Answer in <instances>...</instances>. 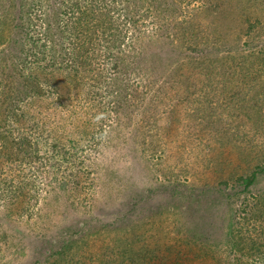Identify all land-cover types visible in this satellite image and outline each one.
Here are the masks:
<instances>
[{
    "label": "trees",
    "instance_id": "trees-1",
    "mask_svg": "<svg viewBox=\"0 0 264 264\" xmlns=\"http://www.w3.org/2000/svg\"><path fill=\"white\" fill-rule=\"evenodd\" d=\"M193 1L203 5L168 22L171 48L185 53L175 60L171 85L188 115L199 124L214 119L221 145H230L212 174L231 204L264 180V46L241 54L234 44L264 31V0ZM138 9L132 0H0V202L9 213H31L41 175L52 181L47 192L74 198L91 191V157L118 108L115 95L127 90L118 79L128 83L121 75L142 19ZM178 193L172 185L171 196ZM253 198L239 200V215L226 227L228 259L211 244L204 249L194 229L165 242L131 226L135 236L117 239V258L103 253L98 264H254L264 255V188ZM77 228L66 225L54 242L34 247L45 258L39 264H87L86 234ZM5 236L0 224V242Z\"/></svg>",
    "mask_w": 264,
    "mask_h": 264
},
{
    "label": "rangeland",
    "instance_id": "rangeland-1",
    "mask_svg": "<svg viewBox=\"0 0 264 264\" xmlns=\"http://www.w3.org/2000/svg\"><path fill=\"white\" fill-rule=\"evenodd\" d=\"M132 1L141 7L142 19L137 21L138 27L134 26L133 48L123 65L121 76L128 83L118 79L127 90L123 92L125 98L115 95L118 108H113L103 141L91 157V191L74 198L60 191L47 192L45 184L51 180L41 175L44 184L31 213H9L0 202V224L6 231L5 240L0 242V264H39L45 258L34 253V247L45 240L54 242L60 229L72 223L86 234L84 248L89 251H83L88 253L87 264H98L103 253L105 259H116L118 238L142 234L150 239L153 234L154 239L173 242L190 235V228L203 237V248L213 245L224 259L226 227L239 215V200L252 201L264 188L263 180L252 194L245 193L244 199L240 195L233 204L219 193V178L212 172L222 159L220 152L232 151L230 145L226 141L221 145L214 119L196 123L188 115L186 104L174 95L170 72L178 56L185 53L171 48L168 22L171 18L184 20L191 8L203 3ZM259 34L249 43L241 37L234 43L241 46L238 51L244 54L263 47L264 31ZM171 104L173 108L168 107ZM223 173L220 163L217 174ZM172 185L181 191L175 197L171 196ZM126 211L129 214L123 222L121 215ZM131 226H137L135 234ZM261 258L254 264H264V255Z\"/></svg>",
    "mask_w": 264,
    "mask_h": 264
}]
</instances>
